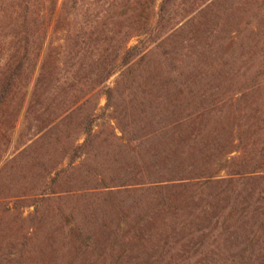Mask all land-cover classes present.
Masks as SVG:
<instances>
[{
	"label": "trees",
	"instance_id": "obj_1",
	"mask_svg": "<svg viewBox=\"0 0 264 264\" xmlns=\"http://www.w3.org/2000/svg\"><path fill=\"white\" fill-rule=\"evenodd\" d=\"M96 4L0 0V264H46L57 240L64 264H79L99 233L88 222L111 233L102 264H264V143L246 154L234 125L217 129L221 112L196 105L206 92L198 78L244 77L235 67L245 51L249 67L264 62V30L226 29L194 54L170 0L154 25L139 0L102 22ZM22 113L29 144L3 159ZM26 200L36 209L20 219ZM187 200L189 218L167 224ZM149 203L157 230L168 226L155 258L142 257L154 242L148 229L121 233ZM130 233L137 255L123 262L112 248Z\"/></svg>",
	"mask_w": 264,
	"mask_h": 264
},
{
	"label": "rangeland",
	"instance_id": "obj_2",
	"mask_svg": "<svg viewBox=\"0 0 264 264\" xmlns=\"http://www.w3.org/2000/svg\"><path fill=\"white\" fill-rule=\"evenodd\" d=\"M123 1L124 0H96L97 4L96 7H94V15L100 22L105 21L108 12L114 16L121 11ZM161 1L162 0H139L140 4L145 7V13H147L152 25H154L157 20ZM109 5L110 7H108ZM169 6L173 7L172 10L176 13V16H174L172 20V24L185 26V30L182 34L185 47H189L190 53H201L203 49H207L208 45H216L217 41L215 39L218 38L216 35H219L226 29L248 30L258 27L264 30V0H170ZM135 42L136 40L134 39L130 44L132 45ZM249 59L250 55L248 52H242L240 61L235 67V69H241L240 73L241 75L244 74V77L237 74L234 76L230 73L222 72L216 79H211V77L198 78V85L202 86V89L206 92L203 93V99L196 98V101L199 99L196 103L197 106L207 109L211 108V110L215 111L217 114L221 112L219 123L217 119V129L222 127L227 131L230 127L233 128L234 125L233 136L235 139L240 137L242 146H244L241 151H244L246 154L253 153L252 146L255 145L258 151L260 144L264 143V73L256 80L251 79L256 72V68L262 66L261 64H264V62L256 61L255 67L251 68L249 67ZM213 62H217V60ZM210 65L211 64L207 65L206 70L210 71L212 68H210ZM151 67L153 68L154 65ZM244 71L245 73H243ZM203 79L206 80L203 81ZM113 80L114 77L110 79L109 84H111ZM141 81L144 82L143 78ZM149 81L150 80H148L147 83H149ZM150 82H154L156 85L155 88H153L154 95H160L162 89L159 88L160 86H157L158 80H151ZM239 86L241 90H238ZM104 103L105 101L102 99L100 105L103 106ZM212 124L214 125L213 121L211 122V126L213 127ZM111 125L117 126L114 120L111 122ZM27 126L28 125L24 123L22 113L12 133L11 143L6 149V152L2 154L3 159L11 156L17 150H21L29 144V139H31L30 134L33 131ZM116 133L120 136L118 130H116ZM57 149L60 148L57 147ZM231 156L239 157L241 155L235 152ZM121 157L126 159L125 154ZM120 162L124 165L127 162L131 163L129 160L125 162V160L122 161L121 159ZM66 164L67 160L63 162V165ZM219 176L223 178L225 174L222 172ZM204 192L206 194L210 191L206 189ZM9 203L10 207L14 208L13 202ZM153 207L154 209H151ZM179 208L180 210L177 216L174 219H170L171 221H167V224L175 225L179 221H184V219L189 218L187 217V213L191 212L190 210L193 209V204L187 200L181 203ZM35 209V206L31 205V200H26L25 205L20 209V219L29 218L35 212ZM147 209L143 207L142 211L136 210L134 214L130 215L127 220L128 224L122 226L121 233L125 232L128 228L132 229V232H134L135 230L133 227H135L137 231H140V229L144 230V228L148 229L150 235H153L151 238L154 242L153 244L149 242L150 249H146L147 252L142 257L150 256L155 258L158 255L157 253L160 252L159 248L161 242H159L158 236L160 233H164L168 226H163V232L157 230V224L160 222V216L158 214L160 213H158L157 207L155 208V206L150 203ZM110 219L111 217L108 216L105 220L108 222ZM86 224L89 229H98L99 233L95 235L92 240L88 241L89 244L93 243V249L90 248V246H84L80 252H78L80 255L78 254V259L76 261L82 264L81 262L83 259H88V264L91 262L100 264L105 257L104 255L109 256V251L111 249L106 243L112 238L111 233L108 228H102L100 230L99 225L92 226L89 222ZM110 225L112 227L111 223ZM46 228L49 229L50 226L47 225ZM56 235L57 233L54 234V236ZM129 237L131 238L127 240ZM136 242L134 233L126 235V238H118L116 244L113 245L112 256L116 257L122 255L123 262H125L128 257H136L137 254L134 252V249H136L135 246H137ZM65 256L66 248L63 245V241L57 240L54 251L49 253L44 260L46 264H64L66 263Z\"/></svg>",
	"mask_w": 264,
	"mask_h": 264
}]
</instances>
